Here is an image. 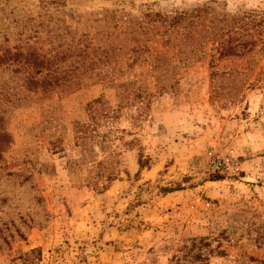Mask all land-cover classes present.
Here are the masks:
<instances>
[{
	"label": "rangeland",
	"instance_id": "374dc122",
	"mask_svg": "<svg viewBox=\"0 0 264 264\" xmlns=\"http://www.w3.org/2000/svg\"><path fill=\"white\" fill-rule=\"evenodd\" d=\"M3 56L0 264H264V0H0Z\"/></svg>",
	"mask_w": 264,
	"mask_h": 264
},
{
	"label": "trees",
	"instance_id": "16d2710c",
	"mask_svg": "<svg viewBox=\"0 0 264 264\" xmlns=\"http://www.w3.org/2000/svg\"><path fill=\"white\" fill-rule=\"evenodd\" d=\"M243 22H244V20L242 21V23ZM245 24H248V23H245ZM232 25H235V23ZM258 26H260V25L258 24ZM217 46H218L217 52L219 53V56L224 57L229 52L234 53V55L238 54L239 52L251 53L254 50L255 42L252 40L243 41V42L229 41L227 44H224L222 41L219 40L217 43ZM17 55H18V57H21V54H17ZM17 55H16V57H17ZM4 57L5 56L0 57V67L7 66L8 64L11 65L9 63V60L7 58H4ZM21 64L22 65H20V66L23 68V70H34V69L39 70V68H43L46 63L44 61V58L41 55H36L34 57L26 58V62L21 63ZM39 74L40 73H36V75H37L36 77L29 75L28 77L23 79V84L28 90H34V92L37 91L38 89H41L43 92L56 91L58 89H63L66 87H70V86H74V85L79 84V81H75L73 79H69L66 77L61 78V77H55V76H51L49 78H43L39 81L38 80ZM102 104H103L102 101H97L93 105H90L89 107L92 109V107L94 105L102 106ZM81 132H82V129H81ZM78 139H79V141H81V145H82V140L84 141L85 137L81 136V137H78ZM98 176H99V179L95 180L94 184L96 185L95 187L98 188L99 192H104L107 189V185H105L102 188H100L97 185L99 180L105 179V181L109 184V183L115 181L117 178L112 173L110 175H104V173H103V174H100Z\"/></svg>",
	"mask_w": 264,
	"mask_h": 264
}]
</instances>
